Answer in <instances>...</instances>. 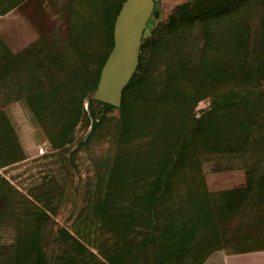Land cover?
I'll return each instance as SVG.
<instances>
[{
	"label": "rangeland",
	"instance_id": "1",
	"mask_svg": "<svg viewBox=\"0 0 264 264\" xmlns=\"http://www.w3.org/2000/svg\"><path fill=\"white\" fill-rule=\"evenodd\" d=\"M125 1L0 0V107L25 99L44 137L25 155L0 114V264H199L262 243L264 81L231 77L264 73V0H153L106 107Z\"/></svg>",
	"mask_w": 264,
	"mask_h": 264
},
{
	"label": "water",
	"instance_id": "2",
	"mask_svg": "<svg viewBox=\"0 0 264 264\" xmlns=\"http://www.w3.org/2000/svg\"><path fill=\"white\" fill-rule=\"evenodd\" d=\"M153 0H126L114 24V45L103 67L96 101L117 107L123 89L138 64L141 37L153 8Z\"/></svg>",
	"mask_w": 264,
	"mask_h": 264
},
{
	"label": "crops",
	"instance_id": "3",
	"mask_svg": "<svg viewBox=\"0 0 264 264\" xmlns=\"http://www.w3.org/2000/svg\"><path fill=\"white\" fill-rule=\"evenodd\" d=\"M186 1V0H185ZM3 111L13 129L25 155L35 152V147L43 140V130L25 99H18L5 105ZM199 264H264V238L259 247L229 252L216 249L208 253Z\"/></svg>",
	"mask_w": 264,
	"mask_h": 264
},
{
	"label": "trees",
	"instance_id": "4",
	"mask_svg": "<svg viewBox=\"0 0 264 264\" xmlns=\"http://www.w3.org/2000/svg\"><path fill=\"white\" fill-rule=\"evenodd\" d=\"M201 0H197V7H198V3L200 2ZM247 0H236V1H234V3L236 4V3H245ZM210 7L209 8H211V4L209 3L208 4ZM198 10V9H197ZM201 10L199 9L198 11H197V17H199V16H201V17H203L205 20H207V19H209V17H210V11H204V12H200ZM257 24H258V22H257ZM255 28V26H249L248 27V30H246V32H250V30L251 29H254ZM255 42H257V41H255ZM258 43H260V46H263L264 47V37L262 38V39H259L258 40ZM250 44V43H249ZM260 67H264V62H261L260 63ZM138 69V65H137V68H136V70ZM257 71H237V73H235L236 71H231V72H229V73H235V76H233V74H232V77L231 78H233L232 80H235V81H243V82H247V83H252V84H255V83H258V82H260V81H264V73L263 72H260V71H263V69H256ZM228 73V74H229ZM134 76V75H133ZM237 79V80H236ZM132 80V79H131ZM129 83H130V81H129ZM242 83V82H241ZM243 84V83H242ZM128 85V84H127ZM126 85V86H127ZM126 88V87H125ZM124 88V89H125ZM123 89V90H124ZM97 102H99V101H97ZM99 103H101V104H103L104 106H106V107H112V106H110V105H108V104H105V103H102V102H99ZM29 104V103H28ZM30 106V105H29ZM31 108V107H30ZM32 110V109H31ZM33 111V110H32ZM0 114H2L3 115V117H4V119L6 120V122H7V124L9 125V127L11 128V130L13 131V129H12V127H11V125L9 124V122L7 121V119H6V117H5V115H4V113H3V111L2 110H0ZM33 114L35 115V113L33 112ZM35 117H36V115H35ZM36 119H37V117H36ZM37 121H38V119H37ZM39 122V121H38ZM40 124V123H39ZM14 134V133H13ZM216 250V249H215ZM213 251V250H212ZM211 252V251H210ZM209 252V253H210ZM206 256V255H205ZM204 256V257H205ZM203 257V258H204ZM201 262V261H200ZM199 262V263H200Z\"/></svg>",
	"mask_w": 264,
	"mask_h": 264
},
{
	"label": "built area",
	"instance_id": "5",
	"mask_svg": "<svg viewBox=\"0 0 264 264\" xmlns=\"http://www.w3.org/2000/svg\"><path fill=\"white\" fill-rule=\"evenodd\" d=\"M38 152L39 153H43L44 152V149L41 147V148L38 149Z\"/></svg>",
	"mask_w": 264,
	"mask_h": 264
}]
</instances>
